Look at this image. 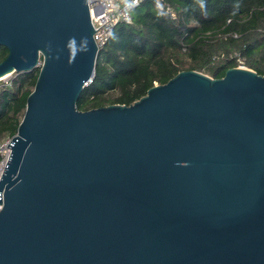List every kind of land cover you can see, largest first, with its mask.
Returning <instances> with one entry per match:
<instances>
[{
    "label": "water",
    "instance_id": "95a60500",
    "mask_svg": "<svg viewBox=\"0 0 264 264\" xmlns=\"http://www.w3.org/2000/svg\"><path fill=\"white\" fill-rule=\"evenodd\" d=\"M94 31L87 0H0V77L39 68L0 177V264H264V75L182 70L80 110Z\"/></svg>",
    "mask_w": 264,
    "mask_h": 264
},
{
    "label": "trees",
    "instance_id": "16d2710c",
    "mask_svg": "<svg viewBox=\"0 0 264 264\" xmlns=\"http://www.w3.org/2000/svg\"><path fill=\"white\" fill-rule=\"evenodd\" d=\"M174 16L153 0L132 8L129 24L118 23L98 52L93 80L82 90L80 110L128 105L154 83L182 70L220 78L243 64L264 75V0H165ZM7 49L0 46V61ZM39 68L13 72L0 84V141L17 131Z\"/></svg>",
    "mask_w": 264,
    "mask_h": 264
},
{
    "label": "built area",
    "instance_id": "2783aa9c",
    "mask_svg": "<svg viewBox=\"0 0 264 264\" xmlns=\"http://www.w3.org/2000/svg\"><path fill=\"white\" fill-rule=\"evenodd\" d=\"M142 0H87L90 18L93 28V39L98 50L108 41L112 30L118 23L129 24L132 21L131 10L140 4ZM155 4L165 12L174 16L171 7L166 4L165 0H153ZM240 68H247L243 64V59L236 55ZM5 83L9 84V80ZM10 139L0 141V177L10 155ZM2 203H0V209Z\"/></svg>",
    "mask_w": 264,
    "mask_h": 264
},
{
    "label": "rangeland",
    "instance_id": "374dc122",
    "mask_svg": "<svg viewBox=\"0 0 264 264\" xmlns=\"http://www.w3.org/2000/svg\"><path fill=\"white\" fill-rule=\"evenodd\" d=\"M10 77H11V75H9L7 77H4V78H1L2 80H0V84L1 83H5L6 81H8Z\"/></svg>",
    "mask_w": 264,
    "mask_h": 264
},
{
    "label": "bare ground",
    "instance_id": "6f19581e",
    "mask_svg": "<svg viewBox=\"0 0 264 264\" xmlns=\"http://www.w3.org/2000/svg\"><path fill=\"white\" fill-rule=\"evenodd\" d=\"M7 76H9V74H6V75L0 77V79H1V78H4V77H7ZM1 80H2V79H1Z\"/></svg>",
    "mask_w": 264,
    "mask_h": 264
}]
</instances>
